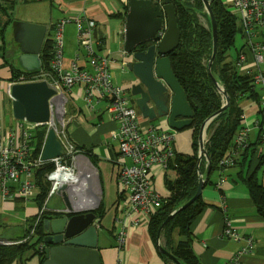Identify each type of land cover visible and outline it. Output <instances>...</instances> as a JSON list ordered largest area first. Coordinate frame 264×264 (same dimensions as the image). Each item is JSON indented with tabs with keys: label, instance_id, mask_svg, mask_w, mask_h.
I'll list each match as a JSON object with an SVG mask.
<instances>
[{
	"label": "crops",
	"instance_id": "0c3cea01",
	"mask_svg": "<svg viewBox=\"0 0 264 264\" xmlns=\"http://www.w3.org/2000/svg\"><path fill=\"white\" fill-rule=\"evenodd\" d=\"M127 6L129 10L127 0H16L15 7L9 11L11 21L6 28L4 41L0 40V132L13 131L21 126L13 117L12 98L9 93L10 86L14 83V72L44 71L45 44L48 40H54L55 25L65 19L87 17L97 22L96 35L103 41L101 54L112 61L115 83L129 93L130 75L126 68L123 69V64L128 61L123 52ZM21 7L24 15L19 19L15 13ZM239 26L241 27L240 22ZM65 32V61L69 64L79 52L78 31L74 21L65 26ZM242 36L245 43L240 49H236L234 56L228 55L229 61L237 62L241 53H246L248 60L239 71L254 78L260 70L264 72V63H255L253 53L246 48L247 40ZM83 94V87L79 86L74 88L70 96L67 104L68 131L78 147L93 155L96 165L84 151L78 157L76 168L81 175V183L69 196L73 208L77 212L85 213L94 212L101 205L104 206L105 214L99 224L98 240L102 264H169L161 256L158 243L155 244L150 236V223L139 228H130L126 244L119 246L117 234L121 226L116 220L121 202L119 203L120 186L117 174L119 163L131 166L132 161L121 158L119 147L113 140L117 129L116 122L110 118L105 108H100L97 112L89 111ZM239 105L243 111L241 128H253L255 121L261 118L258 101L245 98ZM140 118L144 125L172 130L164 121L150 122L141 114ZM193 145L194 130L191 127L176 132V154L193 155ZM249 146L248 154L239 155L234 166L224 171H215L208 177L207 172L204 174V178L209 181L202 195L205 207L191 225L193 249L202 264H227L246 244L223 238L225 215L232 220V226L239 234L255 238L254 250L240 256L236 264H264V218L258 213L245 183L257 168L258 178L264 172V166L260 167L261 158L264 156V141L259 130L253 129L250 132ZM84 171L89 175H85ZM153 172L155 188L167 198L169 191L166 181L176 180V172L163 170L159 166ZM222 179L225 182L219 187ZM261 182L264 185V179ZM57 196L64 201L61 194ZM56 205H60V201L57 200ZM48 206L45 203L46 212L64 208L61 206L49 209ZM41 211L35 200L26 202L18 198L16 201H6L0 195V239H17L28 226L29 220L38 216ZM5 232L11 235H5ZM29 264H40L39 258H32Z\"/></svg>",
	"mask_w": 264,
	"mask_h": 264
},
{
	"label": "built area",
	"instance_id": "2783aa9c",
	"mask_svg": "<svg viewBox=\"0 0 264 264\" xmlns=\"http://www.w3.org/2000/svg\"><path fill=\"white\" fill-rule=\"evenodd\" d=\"M240 22L248 48L254 56L255 63H264V0H222ZM75 22L78 31L79 52L66 64L64 29ZM97 22L87 17L65 19L55 25V38L51 71L22 75L11 84L47 81L57 91L52 101V116L45 125L47 133L40 154L34 156V130L40 126L20 122L21 126L13 131L0 132V195L3 200L16 201L18 198L26 202L36 200L40 195L37 173L48 165L52 169L45 174L50 190L49 199L59 194L62 188L70 196L81 183V175L77 171L78 157L83 154L72 140L68 131L66 106L76 87H83V100L91 112L100 110L103 103L110 118L116 122L117 129L113 140L117 143L121 158L130 159L132 165L119 163L117 178L120 195L124 197L119 208L117 223L121 229L117 234L120 247L127 241L128 230L139 228L150 223L152 217L163 204L164 197L155 188L153 169L157 166L169 169V163L176 156V131L161 130L153 125H144L140 112L133 105L129 93L121 85L115 83L112 74L111 59L101 54L103 42L96 35ZM163 35V34H162ZM247 54L241 53L237 67L247 62ZM126 63L123 64V69ZM253 90L260 95L259 109L261 118L256 120L253 128L244 127L235 136L234 146L220 161V171L234 166L239 155L249 147V134L253 129L261 132L264 141V72L261 70L253 78ZM50 128H54L65 154L51 161L42 159L46 137ZM207 135V134H206ZM208 141L205 136V145ZM225 182L222 179L219 187ZM45 211H41L40 215ZM223 238L246 243L238 255L227 264H236L242 255L251 253L255 248L253 236H242L232 226V220L225 215ZM0 244L12 245L1 242ZM14 244V243H13ZM44 250V247L41 246Z\"/></svg>",
	"mask_w": 264,
	"mask_h": 264
},
{
	"label": "trees",
	"instance_id": "16d2710c",
	"mask_svg": "<svg viewBox=\"0 0 264 264\" xmlns=\"http://www.w3.org/2000/svg\"><path fill=\"white\" fill-rule=\"evenodd\" d=\"M209 1L218 25V50L212 66V74L231 99L229 107L214 119L207 130L208 141L205 148L211 163L209 174L211 176L215 171L221 170L220 161L233 147L235 136L242 127L243 111L239 103L245 98H254L259 103L260 95L253 90L252 76L241 73L237 67V62L229 61L228 53L235 47L237 34L243 35L238 17L223 4L222 0ZM3 3H9L11 11L16 5V0H0V11L3 9ZM171 3L175 6L178 26L181 31V41L178 49L170 55V58L173 71L195 112L194 122L191 126V129L194 130V153L191 156L176 154L169 163V169L176 172L177 178L174 181H166L169 196L164 198L161 208L150 221L149 233L155 244L159 241L158 233L166 219L196 195L199 173L204 175L208 170L205 158L201 162L199 159L200 130L203 124L219 112L225 104V98L221 95L209 72V62L213 55V33L210 19H208V27L201 23V17L204 15L203 0H171ZM126 11H128V6ZM8 17V21L0 25L1 41H4L6 28L11 21L10 13ZM53 50L54 40H48L43 50L45 72L51 71ZM32 74L34 73L14 72L12 81L18 80L22 75ZM46 133L47 128L45 126H40L34 130L33 145L35 147L34 156L36 157L42 150ZM79 149L84 151L91 162L96 165L95 158L88 150L81 147ZM249 150L250 146L243 154L247 155ZM261 166H264V156L261 158ZM51 169L52 165H48L37 173L41 192L35 201L40 211L45 206L50 190V184L47 182L45 174ZM258 170L257 168L245 180V183L258 213L264 218V185L258 178ZM123 200L124 197L120 195L119 203ZM204 207L203 198L200 197L188 208L177 213L162 231L161 247L175 256L181 264H202L193 249L194 238L191 233V225ZM94 214L102 219L105 214L104 206L101 205L94 211ZM47 218L48 214L44 211L41 215L39 214L29 220L28 232L34 230V234L27 241L12 245L0 244V264H29L34 257H38L40 264H43L46 256L41 246H43L45 237L43 224ZM29 253H32V256L28 258L27 254ZM161 256L169 264H175L163 254Z\"/></svg>",
	"mask_w": 264,
	"mask_h": 264
},
{
	"label": "water",
	"instance_id": "95a60500",
	"mask_svg": "<svg viewBox=\"0 0 264 264\" xmlns=\"http://www.w3.org/2000/svg\"><path fill=\"white\" fill-rule=\"evenodd\" d=\"M203 2L213 33V55L209 62V72L226 101L221 110L203 124L199 134V159L201 162L205 158L208 177L211 163L205 148V136L214 119L229 107L231 99L212 74V66L218 50V25L210 1L203 0ZM180 41L181 31L175 6L171 0L129 1L123 48L124 57L128 60L126 69L130 75L128 91L144 119L150 122L164 121L176 132L190 128L195 118V112L173 71L170 58V55L178 49ZM57 94L47 81L14 84L10 92L14 119L37 126L49 124L52 116V101ZM64 154V148L55 129L50 128L42 159L51 161ZM207 181L208 178H204V175L199 173L196 195L179 210L173 212L159 230V251L175 264L181 263L160 245L162 231L177 213L202 197ZM65 190L64 187L59 191L65 207L61 210L47 211L48 218L44 220L43 247L46 260L43 264H102L98 249L101 219L97 218L94 212L75 211Z\"/></svg>",
	"mask_w": 264,
	"mask_h": 264
},
{
	"label": "rangeland",
	"instance_id": "374dc122",
	"mask_svg": "<svg viewBox=\"0 0 264 264\" xmlns=\"http://www.w3.org/2000/svg\"><path fill=\"white\" fill-rule=\"evenodd\" d=\"M127 1L129 2V0H127ZM192 1H194V0H192ZM203 4H204V2H203ZM10 7H11V5L9 3H3V9L0 11V25H3V24H5L8 21V19H9L8 14H9V11H10ZM23 13H24V9L22 7H21V9L18 8L17 11H16V13H15V16L20 19L24 15ZM203 14L204 15H202V17H201V23L204 26L208 27V25H209L208 19H210V18H209V15H208V12L206 10L205 5H204V12H203ZM65 37H66V32L64 33V43H65ZM244 43H245V40H244L242 34L241 33H238L237 36H236L235 47L232 48L229 51L228 55L230 57L231 56H234L236 54V49H240L243 46ZM225 103H226V101H225ZM69 106H70V104L68 105V109H69ZM105 106H106V104L103 103L101 105V108H105ZM66 110H67V106H66ZM207 138H208V136L206 135V139ZM263 173L264 172H261L260 175H259V179L261 181H263V179H264L263 178ZM84 174L85 175H89V173L87 171H84ZM57 200L60 201V205H56V201ZM47 204H49V206H48L49 209H57V207H61V206H64L65 207L64 201H62V199L59 196H57V195H55L54 197H52L51 199H49V201H48ZM6 234L11 235L10 233H6L5 232V235ZM33 234H34V230L29 233L28 232V226H27L25 229H23L22 234L20 236L18 235L17 239H14V240H11V239H8V240L7 239H0V241L1 242H6V243H12V244L13 243L14 244L21 243V242L27 241V239H29V237H31ZM15 236H17V235H15ZM31 254L32 253L27 254V257H29Z\"/></svg>",
	"mask_w": 264,
	"mask_h": 264
},
{
	"label": "flooded vegetation",
	"instance_id": "af4514ba",
	"mask_svg": "<svg viewBox=\"0 0 264 264\" xmlns=\"http://www.w3.org/2000/svg\"><path fill=\"white\" fill-rule=\"evenodd\" d=\"M129 96H130V99H131V101H132L133 105H135L134 99L132 98V96H131V94H130V93H129Z\"/></svg>",
	"mask_w": 264,
	"mask_h": 264
},
{
	"label": "bare ground",
	"instance_id": "6f19581e",
	"mask_svg": "<svg viewBox=\"0 0 264 264\" xmlns=\"http://www.w3.org/2000/svg\"><path fill=\"white\" fill-rule=\"evenodd\" d=\"M29 126H31V125H33V124H30V123H27ZM79 184H80V182H79ZM77 187H79V185H77Z\"/></svg>",
	"mask_w": 264,
	"mask_h": 264
}]
</instances>
